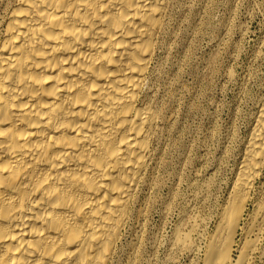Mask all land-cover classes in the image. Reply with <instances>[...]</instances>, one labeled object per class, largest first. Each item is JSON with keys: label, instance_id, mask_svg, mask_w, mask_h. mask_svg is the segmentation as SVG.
Wrapping results in <instances>:
<instances>
[{"label": "bare ground", "instance_id": "1", "mask_svg": "<svg viewBox=\"0 0 264 264\" xmlns=\"http://www.w3.org/2000/svg\"><path fill=\"white\" fill-rule=\"evenodd\" d=\"M172 1L0 0V264L119 261L155 167L153 75ZM254 120L232 206L200 234L203 264L249 260L246 245L231 253L264 160V101ZM194 230L177 234L182 250H198Z\"/></svg>", "mask_w": 264, "mask_h": 264}, {"label": "rangeland", "instance_id": "2", "mask_svg": "<svg viewBox=\"0 0 264 264\" xmlns=\"http://www.w3.org/2000/svg\"><path fill=\"white\" fill-rule=\"evenodd\" d=\"M168 19L153 75L162 114L155 167L116 264H203L208 243L200 234L213 236L232 206L233 182L264 101V0H174ZM260 167L234 233L233 260L238 248L251 249L241 264H264V210H258L264 160ZM191 224L195 253L175 243L177 234L190 235Z\"/></svg>", "mask_w": 264, "mask_h": 264}]
</instances>
